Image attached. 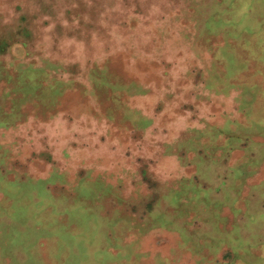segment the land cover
Masks as SVG:
<instances>
[{"label":"rangeland","instance_id":"1","mask_svg":"<svg viewBox=\"0 0 264 264\" xmlns=\"http://www.w3.org/2000/svg\"><path fill=\"white\" fill-rule=\"evenodd\" d=\"M0 264H264V0H0Z\"/></svg>","mask_w":264,"mask_h":264},{"label":"trees","instance_id":"2","mask_svg":"<svg viewBox=\"0 0 264 264\" xmlns=\"http://www.w3.org/2000/svg\"><path fill=\"white\" fill-rule=\"evenodd\" d=\"M3 46H6L4 43L2 44ZM94 65V64H93ZM96 65V64H95ZM91 71L93 70H97V67L96 66H93L91 69H90ZM99 81L97 82V86L95 85L93 88H92V93H93V95L95 96V98L96 97H98L97 96V93H96V91H94V89L95 90H102V89H106V90H108V91H110V93H112L113 94V92H116V91H119L120 89H122V90H124L123 92H125L126 93V91H128V93H131V94H134V93H136L137 92V88H138V86L135 84V82H130L129 83V85H124L122 82L121 83H113V81H110L107 77H104V78H102V76H101V78H99L98 79ZM96 82V81H95ZM23 88H28V90H31V88L28 86V87H26V86H22ZM21 87V88H22ZM22 88V89H23ZM31 91H33V89L31 90ZM99 93V92H98ZM111 94V95H112ZM113 95H115V94H113ZM116 99V98H115ZM117 100V99H116ZM100 102V99H99V101H98V103ZM114 99L113 100H111L110 101V103H113L114 104ZM100 114H101V116H105V117H107V118H112L114 115L112 114V113H109V112H100ZM110 114V115H109ZM124 114H125V116L127 117V119H130L131 121H134V122H137V124H138V120H137V117L135 116V114H137V112H134V111H132V110H127V111H124ZM130 120H127L128 121V125L131 123L130 122ZM142 120V122L144 121L143 119H141ZM146 121V120H145ZM144 121V122H145ZM147 122H149V121H147ZM147 124V123H146ZM181 181L182 180H180V183H181Z\"/></svg>","mask_w":264,"mask_h":264}]
</instances>
